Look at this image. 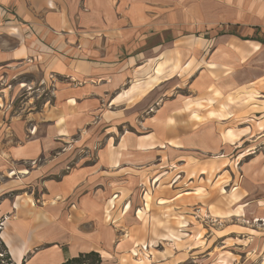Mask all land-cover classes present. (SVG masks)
Returning a JSON list of instances; mask_svg holds the SVG:
<instances>
[{
  "label": "crops",
  "instance_id": "1",
  "mask_svg": "<svg viewBox=\"0 0 264 264\" xmlns=\"http://www.w3.org/2000/svg\"><path fill=\"white\" fill-rule=\"evenodd\" d=\"M176 56L182 65L193 59L197 88L203 80L229 87L240 74L263 79L264 0H0V97L21 75L74 81L49 108L22 115L0 105V238L13 264H60L92 250L101 264H123L120 256L137 243L124 240L128 228L108 223L120 194L109 195L134 193L143 175L156 174L157 154L178 146L166 102L159 125L155 116L141 121L146 107L131 101L138 84L122 86L141 66L154 74L160 62L161 79H172L167 68ZM193 105L204 106L186 102ZM227 109L222 103L219 113ZM97 112L110 118L103 145L89 143ZM137 122L148 131L138 134ZM88 143L94 152H85Z\"/></svg>",
  "mask_w": 264,
  "mask_h": 264
},
{
  "label": "rangeland",
  "instance_id": "2",
  "mask_svg": "<svg viewBox=\"0 0 264 264\" xmlns=\"http://www.w3.org/2000/svg\"><path fill=\"white\" fill-rule=\"evenodd\" d=\"M177 50H172L173 56ZM171 60L167 74L172 79H161L165 62H160L154 74L151 68L141 66L134 82L127 81L122 86L128 90L138 84L131 101L142 99L146 111L141 112V121L155 116L159 125L164 116L160 108L166 102L164 107L175 130L173 145L178 147L171 154L168 150L169 154H157L156 174L149 178L143 175L144 180L134 193L122 189L109 195L113 198L120 194L112 209L113 219L108 223H120L128 228L129 237L124 240L137 243L131 252L120 256L121 261L123 264H264V87L258 88V82L264 85V77L255 80L240 74L231 80L229 87L223 88L217 81L206 87L203 84L209 83L203 80L197 88L195 79L189 77L193 59L183 65L178 56ZM73 82L61 75L49 78L39 72L21 75L13 80L11 94L8 92L5 99L0 97V105L7 104L13 114L22 115L45 106L49 108L62 101L66 95L63 89ZM164 89L167 96L160 99L157 94ZM150 91L157 93L154 98ZM250 94L259 97L252 98ZM188 100H202L204 106L187 109ZM222 103L228 104L229 115L219 113ZM194 110L201 118L194 115ZM210 110L218 114L209 116ZM102 112L95 113L89 143L97 139L101 145L104 143L110 118L107 114L103 118ZM137 125L138 134L149 129L139 122ZM33 131L29 132L33 134ZM89 143L90 148L85 152L91 149L92 153L95 149ZM147 193L151 198L146 197ZM128 204V212L121 215ZM1 241L0 238V264H13Z\"/></svg>",
  "mask_w": 264,
  "mask_h": 264
},
{
  "label": "trees",
  "instance_id": "3",
  "mask_svg": "<svg viewBox=\"0 0 264 264\" xmlns=\"http://www.w3.org/2000/svg\"><path fill=\"white\" fill-rule=\"evenodd\" d=\"M1 244L3 246V250L5 249L7 252V255H8L7 257H9V259H10L6 245L2 241H1ZM10 261H11V259H10ZM101 263H102L101 254L97 251L92 250L89 252L80 253L76 257L67 258L64 262H62L60 264H101Z\"/></svg>",
  "mask_w": 264,
  "mask_h": 264
}]
</instances>
